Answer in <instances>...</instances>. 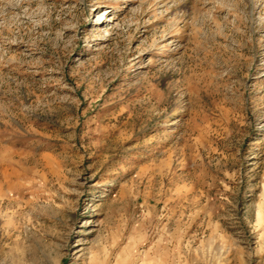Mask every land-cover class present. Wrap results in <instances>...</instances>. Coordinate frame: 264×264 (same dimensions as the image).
<instances>
[{
	"label": "rangeland",
	"instance_id": "rangeland-1",
	"mask_svg": "<svg viewBox=\"0 0 264 264\" xmlns=\"http://www.w3.org/2000/svg\"><path fill=\"white\" fill-rule=\"evenodd\" d=\"M0 264H264V0H0Z\"/></svg>",
	"mask_w": 264,
	"mask_h": 264
}]
</instances>
